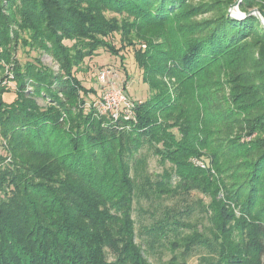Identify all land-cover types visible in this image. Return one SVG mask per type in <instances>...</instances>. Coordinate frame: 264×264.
<instances>
[{"label": "trees", "instance_id": "16d2710c", "mask_svg": "<svg viewBox=\"0 0 264 264\" xmlns=\"http://www.w3.org/2000/svg\"><path fill=\"white\" fill-rule=\"evenodd\" d=\"M190 1L0 0V264H153L165 244L264 264V25ZM239 8L264 17V0ZM100 49L127 75L134 55L148 93L131 115L78 75Z\"/></svg>", "mask_w": 264, "mask_h": 264}, {"label": "rangeland", "instance_id": "374dc122", "mask_svg": "<svg viewBox=\"0 0 264 264\" xmlns=\"http://www.w3.org/2000/svg\"><path fill=\"white\" fill-rule=\"evenodd\" d=\"M214 0H191L190 1V6L193 5L195 7H199L203 8V11L206 9L207 4L211 3ZM205 5V6H204ZM210 6V5H209ZM208 6V7H209ZM255 9V8H254ZM258 9V8H257ZM253 10V9H252ZM197 15L198 19H202L203 17H209L212 16L214 13V11H206L204 13H200ZM212 14V15H211ZM235 18H241L239 16L235 17ZM243 18V17H242ZM111 35V39H112ZM119 35L116 36L117 40H118ZM117 40H115L117 42ZM67 44H72V41H67ZM131 51V50H129ZM27 53V52H26ZM25 52H23L22 50L18 51V57L24 61L27 59H30L32 57V55H35V52H32V54H30L29 56H27L28 54H26ZM37 56L42 55V60L45 64H48L50 66H53L54 68H58V65L54 62L52 56L48 53H40L39 51H37ZM126 55V67H127V71H128V75L123 72V70L121 69L122 66H119L121 64V60L119 57L116 56H112L110 54H108L106 51L100 49L99 55L88 59L86 63L83 64V68L82 70L78 71V75L80 77V79H82V82L85 85H92V86H97L101 93H103V90L105 88H108L110 86L112 87H117V85H122L123 87L125 86L124 83H126L127 88L126 91H128V94L130 97L132 98H140L143 99L142 97H145L148 93L147 90V86L146 84L141 80V71L139 70V68L136 65L135 62V58L134 55L129 53L127 51V53H125ZM4 66L3 68L0 70V84H3L5 82L2 83V78L3 76H5V78L9 77V72L11 70L9 67V64L7 63H3ZM7 64V65H6ZM106 67H111L113 69V72L116 74V78H112L110 77L108 82L102 83L99 80L98 77V70L102 68V66ZM7 84H9V81L7 82ZM32 81L28 82V86L26 88V90L29 91L30 96H33V94H36L35 89L33 86L31 87ZM15 92H8L5 94L4 98L9 101L12 99V96L14 95ZM38 95V94H37ZM36 101L38 103H40L39 105H43L46 106L48 105L50 102H48L47 100L43 99V96H37V98H35ZM1 115V113H0ZM249 139V138H248ZM3 144L0 145V155H6V142H2ZM4 146V147H3ZM9 161H7L8 163ZM150 162H151V168L155 169V168H159L156 161L155 157H151L150 158ZM158 169V170H159ZM192 197L194 199H204L205 201H209V199L207 197H205L204 195H202L199 192H192ZM175 201V199H169V201L167 202L168 204H171ZM237 213L239 214V211H237ZM135 216L137 218V212L135 213ZM198 216V213L195 215V217ZM151 218L147 217L145 219V221H150ZM208 251L206 249H196L193 253H190L189 255H183L182 252L180 250H176L173 251L171 250L170 245L165 244V246H158L156 249V253L152 254L149 258L151 260V262L153 264H171L169 261L172 257L176 256L175 261L179 264L183 263L184 261H186V264H197L200 257H202L203 255L207 254Z\"/></svg>", "mask_w": 264, "mask_h": 264}, {"label": "built area", "instance_id": "2783aa9c", "mask_svg": "<svg viewBox=\"0 0 264 264\" xmlns=\"http://www.w3.org/2000/svg\"><path fill=\"white\" fill-rule=\"evenodd\" d=\"M98 77L100 82H108L110 77L116 78V74L110 68L99 69ZM100 111L106 113L109 112L114 116H118L121 109L125 106L128 115H131L132 102L130 97L122 85L117 87H108L103 90L101 98L95 103Z\"/></svg>", "mask_w": 264, "mask_h": 264}, {"label": "water", "instance_id": "95a60500", "mask_svg": "<svg viewBox=\"0 0 264 264\" xmlns=\"http://www.w3.org/2000/svg\"><path fill=\"white\" fill-rule=\"evenodd\" d=\"M242 0H236L230 7V14L233 16V17H246L250 14H255L257 17H259V19L262 21L263 25H264V17L262 16L261 12L259 11V9L255 8L253 10H251L250 12L248 13H244L240 10L239 8V5L241 3Z\"/></svg>", "mask_w": 264, "mask_h": 264}]
</instances>
